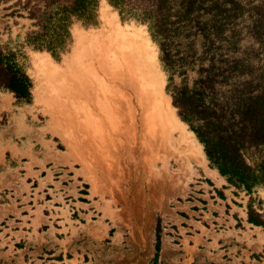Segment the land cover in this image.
I'll list each match as a JSON object with an SVG mask.
<instances>
[{"label":"rangeland","instance_id":"obj_1","mask_svg":"<svg viewBox=\"0 0 264 264\" xmlns=\"http://www.w3.org/2000/svg\"><path fill=\"white\" fill-rule=\"evenodd\" d=\"M9 5L0 4L1 40L24 54L32 101L0 92V264H264L249 197L227 186L184 121L203 163L163 118L165 98L178 117L173 87L190 88L198 64L182 74L140 10L120 14L107 0L96 26L74 21L57 61L25 44L31 21L6 17ZM133 27L148 40L140 61L118 45ZM175 43L172 54H185L188 40ZM143 53L153 55L156 84ZM252 200L261 213L264 188Z\"/></svg>","mask_w":264,"mask_h":264},{"label":"trees","instance_id":"obj_2","mask_svg":"<svg viewBox=\"0 0 264 264\" xmlns=\"http://www.w3.org/2000/svg\"><path fill=\"white\" fill-rule=\"evenodd\" d=\"M100 0H0L6 17L31 21L25 44L59 61L69 51L74 21L96 26ZM122 14L140 10L160 39L164 60L184 74L198 64L197 78L173 87L178 117L194 133L210 166L229 188L249 197L247 222L264 228V210L252 196L264 188V0H107ZM135 13H133L134 15ZM136 15V14H135ZM188 40L172 54L175 39ZM200 40L196 55L194 40ZM248 40V44L243 42ZM32 81L21 50L0 35V92L17 104L32 101ZM183 122V123H184ZM258 201V205H262ZM161 226L156 227V253ZM157 259V255H156ZM157 264V263H153Z\"/></svg>","mask_w":264,"mask_h":264},{"label":"bare ground","instance_id":"obj_3","mask_svg":"<svg viewBox=\"0 0 264 264\" xmlns=\"http://www.w3.org/2000/svg\"><path fill=\"white\" fill-rule=\"evenodd\" d=\"M112 24H113V22H112ZM128 28H132V27L128 26ZM133 29L135 30L134 31L135 34L131 33V37L122 36L121 34L118 35V42H119L118 45L120 46L119 47L120 49H124L129 54L132 53V54H134V56L136 58H139L138 55H140V52L143 50V46H142L141 42H147L148 40L146 38L145 33L143 32V30L141 28L133 27ZM150 52H152V51L150 50ZM41 55L46 59V62H48V64L50 62H52L51 58L47 54H41ZM143 56H144L143 60L147 64L146 75H148V76L151 75V77L149 76V79H151V82H154L155 84H156V82L158 83L160 76H159L156 64L154 63L153 55L148 54V53L147 54L143 53ZM140 60L141 59L139 58V61ZM137 66H139V65H137ZM162 104H163L162 109H164L163 118L165 119V121L167 120L168 123L170 124L169 126H174L175 129L179 132L180 137H181L185 147L188 150H191L190 152H191V155L194 156L193 158H196L201 163H203L205 161V159H204V155L202 152V148L196 142L193 133L191 131H189L187 126L177 117V115L175 113V109L172 107L171 102L168 98H165L163 100ZM160 109H161V107H160Z\"/></svg>","mask_w":264,"mask_h":264}]
</instances>
